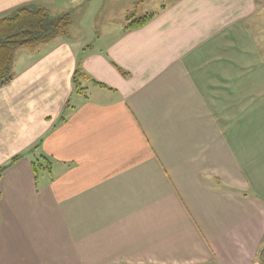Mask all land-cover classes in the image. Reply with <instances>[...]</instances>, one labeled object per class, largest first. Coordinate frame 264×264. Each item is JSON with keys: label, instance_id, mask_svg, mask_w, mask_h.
<instances>
[{"label": "crops", "instance_id": "0c3cea01", "mask_svg": "<svg viewBox=\"0 0 264 264\" xmlns=\"http://www.w3.org/2000/svg\"><path fill=\"white\" fill-rule=\"evenodd\" d=\"M30 3L85 14L0 86V167L40 141L53 160L2 174L0 264H264V1L164 0L129 30L156 0H0V18Z\"/></svg>", "mask_w": 264, "mask_h": 264}, {"label": "trees", "instance_id": "16d2710c", "mask_svg": "<svg viewBox=\"0 0 264 264\" xmlns=\"http://www.w3.org/2000/svg\"><path fill=\"white\" fill-rule=\"evenodd\" d=\"M174 1V0H165ZM165 7V5H163ZM154 17V13H147L138 16L136 12H131L126 16L125 30L141 27L148 23ZM73 22L71 13L55 15L49 8L42 4L30 3L21 5L8 14L0 18V86L10 82L13 79V64L16 51L20 48H35L42 44L48 43L57 37H69L70 27ZM89 76L79 66L73 76V85L76 92L84 93L86 86L84 83ZM94 84L109 88L107 85L92 80ZM71 106L70 100L64 106L63 112L55 127L61 125L69 118ZM42 141L30 148L27 152L17 154L12 157L6 164L0 167V178L2 174L25 155L31 154V163L35 177H41V173L49 175L52 173L53 160L45 155L32 154L41 146ZM31 150V151H30ZM1 197V191H0Z\"/></svg>", "mask_w": 264, "mask_h": 264}, {"label": "rangeland", "instance_id": "374dc122", "mask_svg": "<svg viewBox=\"0 0 264 264\" xmlns=\"http://www.w3.org/2000/svg\"><path fill=\"white\" fill-rule=\"evenodd\" d=\"M161 1H164V0H156L155 5H145V6L141 5L139 8L138 16H143L147 13H151V12L155 11L159 7ZM263 1L264 0H260V3H262ZM67 7H70V9ZM260 8H261L260 12L257 14V16L252 21V28H255L257 31L259 30V26L264 24V22L262 21V19H264V5L263 6L261 5ZM68 12L71 13L72 16L76 15L75 13L77 12L78 15L76 16V18H79L81 16V14H85L84 11H82V9L80 7L76 8V5H73V8H72V6H69V5L68 6H59V8L57 10L52 11V13L55 15L68 13ZM123 22H124V24H126L125 19H123ZM57 38H59V37H57ZM86 38L90 44H92L95 41V38L91 34L89 36H86ZM257 39L264 41V34H259V35L257 34ZM97 92H98V90H97ZM97 95L98 94L94 91V89L92 91L90 90L89 96L96 98V97H98ZM32 152H33V150H32ZM42 175H43V173H41V178L47 177V176H42Z\"/></svg>", "mask_w": 264, "mask_h": 264}]
</instances>
